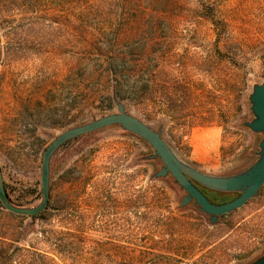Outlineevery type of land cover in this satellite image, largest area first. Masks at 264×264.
Returning <instances> with one entry per match:
<instances>
[{"label":"rangeland","instance_id":"374dc122","mask_svg":"<svg viewBox=\"0 0 264 264\" xmlns=\"http://www.w3.org/2000/svg\"><path fill=\"white\" fill-rule=\"evenodd\" d=\"M70 1L61 8L76 11L70 22L48 18L61 15L57 0L47 16H0V169L11 204L40 203L42 155L57 136L117 112L107 60L87 48L103 41L136 68L143 60L147 102L125 108L183 162L225 177L258 160L263 134L244 123L264 81V0ZM162 167L120 125L76 137L52 157L44 218L0 200V247L44 251L57 264H250L264 254V184L212 223L194 200L181 205L187 192L170 173L157 179ZM196 184L211 197L239 195Z\"/></svg>","mask_w":264,"mask_h":264},{"label":"water","instance_id":"95a60500","mask_svg":"<svg viewBox=\"0 0 264 264\" xmlns=\"http://www.w3.org/2000/svg\"><path fill=\"white\" fill-rule=\"evenodd\" d=\"M249 100L254 118L250 122H245L244 125L255 133L263 134V137L259 143L258 160L243 172L220 177L208 175L193 168L177 156L163 139L161 132L153 129L139 117L128 113L125 105L122 102H117V112L102 116L84 125L67 129L45 149L41 162L42 198L37 206L25 208L15 206L9 202L2 180L1 169L0 200L3 206L13 213L29 216L40 214L49 203L51 160L57 150L81 135L110 125H120L124 130L138 135L152 146L154 156L159 157L163 162V167L156 173L157 177H165L170 173L186 190L187 195L182 199L181 205L185 206L194 200L202 212L210 215L211 222L216 223L219 216L242 207L256 196L264 184V81L253 86ZM196 183L214 190L239 192V195L227 202L215 204L198 188ZM250 264H264V254Z\"/></svg>","mask_w":264,"mask_h":264},{"label":"trees","instance_id":"16d2710c","mask_svg":"<svg viewBox=\"0 0 264 264\" xmlns=\"http://www.w3.org/2000/svg\"><path fill=\"white\" fill-rule=\"evenodd\" d=\"M2 6L0 8V16H3L5 20H16L28 19L32 20L36 14H41L43 11L47 16L49 12V0H43V9H36L38 3L37 0H1ZM57 10L61 12L50 13V19L58 18L59 16H64L66 21H73V19H78L76 11L71 9L63 10L64 3L66 0H57ZM69 1V0H68ZM71 0L70 2H74ZM80 1V0H78ZM57 12V11H56ZM35 14V15H34ZM107 16V15H106ZM105 16V17H106ZM104 18V16H103ZM82 19V18H81ZM85 17L82 20H87ZM1 26V25H0ZM106 31L103 29L101 37H104ZM1 39V35H0ZM104 41L96 45H89L87 48L89 50H97L96 54L102 57L103 60H107L106 69L109 73L110 81L113 84L112 92L106 94L112 105L117 106V102H122L127 108L128 104H132L135 107L144 108L147 102L148 96V86L146 84V76L143 60L137 59L135 64L138 68L133 65L132 61L128 60L123 54L120 55L118 52H113L106 50ZM127 110V109H126ZM128 112V111H127ZM129 113V112H128ZM161 180L162 177H157ZM48 206L40 214L31 216L34 219L44 218V215L48 212ZM213 226V224H211ZM81 240V239H80ZM72 250H63L62 252L67 257L66 260H72L75 257V248ZM83 253H77V255ZM73 263V262H71ZM0 264H57L53 258H51L47 252L36 250L33 248H27L23 246H16L8 248L5 246L0 247Z\"/></svg>","mask_w":264,"mask_h":264},{"label":"flooded vegetation","instance_id":"af4514ba","mask_svg":"<svg viewBox=\"0 0 264 264\" xmlns=\"http://www.w3.org/2000/svg\"><path fill=\"white\" fill-rule=\"evenodd\" d=\"M197 186H198V188L200 189V190H202L204 193H205V195L213 202V203H215V204H221V203H224V202H227V201H229V200H231V199H228V200H225V199H221L220 197H211V196H209L203 189H202V187L201 186H199L198 184H196Z\"/></svg>","mask_w":264,"mask_h":264}]
</instances>
